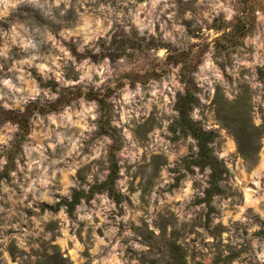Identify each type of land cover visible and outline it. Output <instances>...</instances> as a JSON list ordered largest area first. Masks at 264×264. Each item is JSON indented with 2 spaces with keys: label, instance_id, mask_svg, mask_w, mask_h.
<instances>
[{
  "label": "rangeland",
  "instance_id": "374dc122",
  "mask_svg": "<svg viewBox=\"0 0 264 264\" xmlns=\"http://www.w3.org/2000/svg\"><path fill=\"white\" fill-rule=\"evenodd\" d=\"M0 264H264V0H0Z\"/></svg>",
  "mask_w": 264,
  "mask_h": 264
},
{
  "label": "trees",
  "instance_id": "16d2710c",
  "mask_svg": "<svg viewBox=\"0 0 264 264\" xmlns=\"http://www.w3.org/2000/svg\"><path fill=\"white\" fill-rule=\"evenodd\" d=\"M186 84L187 90L184 95L179 97L177 102V110L179 112L178 126L184 135H191L197 140L199 147V158L197 162L203 167H209L212 171L211 186L207 190V200L211 201L215 195H221L224 192L220 185L223 177V169L219 160L213 155L210 146L214 140V135L203 131V129L191 118V110L196 104V91L192 77H186ZM116 172V169H114L109 180L98 188L108 190L112 196L119 199V197L115 194L114 189ZM81 196V193H77L74 195V199L72 201L64 203L70 214L74 212L76 205L79 204Z\"/></svg>",
  "mask_w": 264,
  "mask_h": 264
}]
</instances>
